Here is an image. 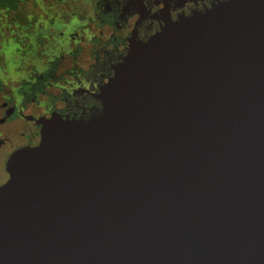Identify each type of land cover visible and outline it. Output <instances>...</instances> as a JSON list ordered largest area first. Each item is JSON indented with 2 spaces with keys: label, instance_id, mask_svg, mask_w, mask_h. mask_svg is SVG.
I'll use <instances>...</instances> for the list:
<instances>
[{
  "label": "water",
  "instance_id": "1",
  "mask_svg": "<svg viewBox=\"0 0 264 264\" xmlns=\"http://www.w3.org/2000/svg\"><path fill=\"white\" fill-rule=\"evenodd\" d=\"M84 118L0 185V264H264V0L131 44Z\"/></svg>",
  "mask_w": 264,
  "mask_h": 264
},
{
  "label": "flooded vegetation",
  "instance_id": "2",
  "mask_svg": "<svg viewBox=\"0 0 264 264\" xmlns=\"http://www.w3.org/2000/svg\"><path fill=\"white\" fill-rule=\"evenodd\" d=\"M218 0H0V185L55 116L84 118L131 44Z\"/></svg>",
  "mask_w": 264,
  "mask_h": 264
}]
</instances>
